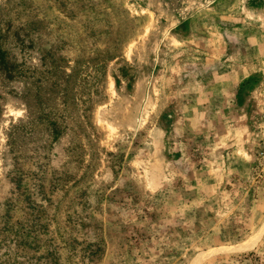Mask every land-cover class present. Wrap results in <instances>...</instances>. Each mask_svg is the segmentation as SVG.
Returning a JSON list of instances; mask_svg holds the SVG:
<instances>
[{
	"label": "rangeland",
	"instance_id": "374dc122",
	"mask_svg": "<svg viewBox=\"0 0 264 264\" xmlns=\"http://www.w3.org/2000/svg\"><path fill=\"white\" fill-rule=\"evenodd\" d=\"M262 31L264 0H0V264H264Z\"/></svg>",
	"mask_w": 264,
	"mask_h": 264
},
{
	"label": "crops",
	"instance_id": "0c3cea01",
	"mask_svg": "<svg viewBox=\"0 0 264 264\" xmlns=\"http://www.w3.org/2000/svg\"><path fill=\"white\" fill-rule=\"evenodd\" d=\"M232 24L233 25H231V27L228 28V29H230L229 34L236 36L239 39H241L243 35H246V34H244V31L246 30V28H245L246 26L244 24V21L238 20V22H235ZM263 32L264 31H262L261 36H262ZM253 37H256V36H253ZM228 60H235L237 62L239 61L240 63L235 62V66L232 67V69L214 72L212 74H204L203 79L196 81L194 83V85L195 86L199 85L198 87H200V88L204 87V91H206L207 93L210 91H212V92L217 91L218 93H220L222 91L224 92L227 87H228V91H229V87L230 88L235 87L238 82L242 81L243 79H245L246 77H248L250 75V72L247 71V64L244 63L245 61L248 60V58L246 56H244V55L242 56L240 54H234L233 56L228 58ZM241 62H243V63H241ZM204 101H206V100H204Z\"/></svg>",
	"mask_w": 264,
	"mask_h": 264
},
{
	"label": "trees",
	"instance_id": "16d2710c",
	"mask_svg": "<svg viewBox=\"0 0 264 264\" xmlns=\"http://www.w3.org/2000/svg\"><path fill=\"white\" fill-rule=\"evenodd\" d=\"M8 60L4 57L2 52L0 51V67H6Z\"/></svg>",
	"mask_w": 264,
	"mask_h": 264
},
{
	"label": "bare ground",
	"instance_id": "6f19581e",
	"mask_svg": "<svg viewBox=\"0 0 264 264\" xmlns=\"http://www.w3.org/2000/svg\"><path fill=\"white\" fill-rule=\"evenodd\" d=\"M259 231V230H258ZM250 239H251V237H250ZM245 243H246V241H245ZM245 243H242V244H245ZM197 262H195L194 264H196Z\"/></svg>",
	"mask_w": 264,
	"mask_h": 264
}]
</instances>
